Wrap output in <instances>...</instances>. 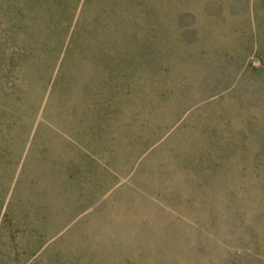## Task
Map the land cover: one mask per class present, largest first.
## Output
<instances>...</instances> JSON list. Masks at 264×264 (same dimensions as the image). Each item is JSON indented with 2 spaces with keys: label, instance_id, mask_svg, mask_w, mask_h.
Returning <instances> with one entry per match:
<instances>
[{
  "label": "rangeland",
  "instance_id": "rangeland-1",
  "mask_svg": "<svg viewBox=\"0 0 264 264\" xmlns=\"http://www.w3.org/2000/svg\"><path fill=\"white\" fill-rule=\"evenodd\" d=\"M8 20L91 32L2 142L0 264H264V0H0Z\"/></svg>",
  "mask_w": 264,
  "mask_h": 264
},
{
  "label": "trees",
  "instance_id": "trees-1",
  "mask_svg": "<svg viewBox=\"0 0 264 264\" xmlns=\"http://www.w3.org/2000/svg\"><path fill=\"white\" fill-rule=\"evenodd\" d=\"M21 9H18L19 13ZM0 26L6 27L4 34L0 37L1 152L2 142L13 139L11 134L13 130L17 129L22 134L26 130V121L22 122L23 112L19 108L23 104L28 106L29 102H25L26 95L37 82L51 83L52 81L51 76L48 77L46 69H39L41 64L43 63L50 69L56 55H64L63 57L66 59L69 55L74 54L80 47L79 34L81 32L90 33L91 30L89 26L76 29V27L73 28L74 25L71 22L54 20L46 21L40 27L36 22L28 25L22 21L12 20H8L6 23L0 22ZM28 27L35 30L39 28L43 38L23 35ZM8 48H14V50L9 51ZM62 65L64 63H61ZM146 65L151 64L147 63ZM29 105L33 108V104ZM13 190L12 184L6 185L0 181V217L5 205L9 206L7 201Z\"/></svg>",
  "mask_w": 264,
  "mask_h": 264
}]
</instances>
